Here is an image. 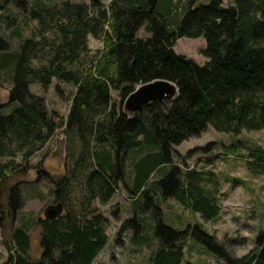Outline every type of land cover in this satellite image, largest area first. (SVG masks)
<instances>
[{
    "label": "trees",
    "instance_id": "1",
    "mask_svg": "<svg viewBox=\"0 0 264 264\" xmlns=\"http://www.w3.org/2000/svg\"><path fill=\"white\" fill-rule=\"evenodd\" d=\"M9 3L35 22V28L28 38L11 31V38L19 40L11 52L0 33V88L2 71L12 82L7 103L0 104V229L6 213L12 224L23 207L20 184H15L4 208V184L10 176L31 170L29 160L60 128L66 161L71 160L58 178L40 166L36 170L35 182L53 184L49 196L64 212L52 221L35 220L41 230L40 258L29 255L28 221L11 227L2 264H92L107 243L104 217L93 204L108 203L120 183L135 197V209L145 199L156 214L157 247L149 264H191L183 262L190 237L225 264H264V230L257 234L254 249L234 258L197 226L178 231L164 224L153 201L162 196L205 220L218 217L215 190L206 187L212 173L176 167L174 147L208 127L236 136L243 130L264 131V0H37L30 7L28 0H0V9ZM142 26L150 38L136 36ZM89 37L101 41V50L91 54ZM181 38L205 40L204 65L174 52ZM54 79L74 88L65 120L28 90L32 83L46 89ZM154 80L175 84L178 98L151 104L132 117L124 114L127 96ZM245 164L264 176V149L247 148ZM156 172L159 179L150 182ZM144 227L134 215L120 231L130 228L136 236Z\"/></svg>",
    "mask_w": 264,
    "mask_h": 264
},
{
    "label": "rangeland",
    "instance_id": "2",
    "mask_svg": "<svg viewBox=\"0 0 264 264\" xmlns=\"http://www.w3.org/2000/svg\"><path fill=\"white\" fill-rule=\"evenodd\" d=\"M36 1L28 0V6L30 7ZM39 1L51 4L62 0ZM68 1L88 3V0ZM230 1L224 0V3L227 4ZM104 4L107 5L108 1ZM20 14L21 11L10 3L5 6V9H0V33L8 40L9 52L16 50L19 45L18 38H11V31L16 30L20 38H28L35 28V22L28 21ZM11 20L16 22L10 28H6ZM136 36L139 39L150 38L145 26L138 30ZM88 45L91 54L102 48L101 41L92 37H89ZM205 48L206 43L203 38H181L176 42L174 52L193 59L199 65H204L207 59L201 52ZM1 73L3 81L0 88V104L4 105L7 103L12 82L6 71ZM57 86L59 89H57ZM28 90L31 94L44 98L45 105L50 113L54 112L63 120L66 119L71 102L70 97L74 92L71 85L60 83L54 79L46 89L37 83H32L29 85ZM112 97H117L116 92H112ZM9 108L6 107L3 111H8ZM63 131L64 128L58 129L55 136L29 160L28 164L32 166L31 170L27 173L10 176L4 184L1 199L4 208L6 209L7 205L8 189L15 184H20L19 189L23 207L17 213L16 221L12 224L9 215L7 213L5 215L4 228L0 229V264L7 259V251L3 242L8 239L11 227L26 222L28 224V221L32 222V225H30L29 255L33 260L39 259L41 256V230L35 225V220L44 218L45 208L55 204V197L49 196V192L53 188V184L49 180L35 182L38 175L36 170L40 166V169L45 170L52 178L64 175V168L71 159L67 162L66 154L52 156L56 146L55 138L62 136ZM237 141L239 143L235 149L233 144ZM208 145H210L209 150L204 151L203 148ZM250 146H260L264 149V131L243 130L236 136L218 132L212 127H208L199 136L190 138L175 146L174 164L176 167L182 170L196 169L212 173L211 181L207 183L206 187L215 190L220 212L215 220H205L199 214L181 207L173 199L158 196L157 200L153 199V201L162 213V222L178 231H183L189 226H197L214 236L217 242L223 245L224 250L221 251L222 253L227 252L234 258L242 257L251 249H254L257 234L264 230V176H257L247 169L245 155L247 148ZM188 152H192L189 157H187ZM20 162L21 159L17 157L15 163ZM159 177V172L154 173L150 182L156 181ZM134 202L135 197L128 193L123 183H120L118 190L108 203L102 205L98 201L94 202L93 207L104 217L103 226L107 243L99 252L93 264H149L150 255L157 247L154 237L156 214L152 212L145 199L137 204L136 209ZM134 215L141 221L143 220V226L145 227L136 236L134 230L130 228L120 231L121 226ZM183 253L184 263L225 264V261L219 255L211 253L191 237L186 240Z\"/></svg>",
    "mask_w": 264,
    "mask_h": 264
},
{
    "label": "water",
    "instance_id": "3",
    "mask_svg": "<svg viewBox=\"0 0 264 264\" xmlns=\"http://www.w3.org/2000/svg\"><path fill=\"white\" fill-rule=\"evenodd\" d=\"M178 98V88L175 84L165 80H154L138 85L130 93L122 104V111L129 117L139 113L143 108L164 101H175ZM56 146L52 156L66 154L67 145L64 135L55 138ZM66 145V148H65ZM64 156V155H63ZM63 213V206L60 203L49 205L43 212V219L54 220Z\"/></svg>",
    "mask_w": 264,
    "mask_h": 264
},
{
    "label": "crops",
    "instance_id": "4",
    "mask_svg": "<svg viewBox=\"0 0 264 264\" xmlns=\"http://www.w3.org/2000/svg\"><path fill=\"white\" fill-rule=\"evenodd\" d=\"M95 259H96V258H95ZM94 261H95V260H94ZM94 261H93V262H94ZM92 264H93V263H92Z\"/></svg>",
    "mask_w": 264,
    "mask_h": 264
}]
</instances>
